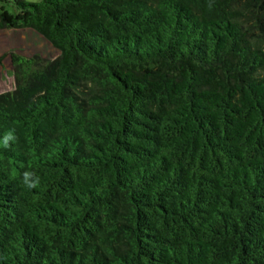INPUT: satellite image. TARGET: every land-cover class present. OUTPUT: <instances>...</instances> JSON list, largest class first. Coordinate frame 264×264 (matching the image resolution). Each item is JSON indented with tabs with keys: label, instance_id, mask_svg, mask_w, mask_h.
Here are the masks:
<instances>
[{
	"label": "trees",
	"instance_id": "obj_1",
	"mask_svg": "<svg viewBox=\"0 0 264 264\" xmlns=\"http://www.w3.org/2000/svg\"><path fill=\"white\" fill-rule=\"evenodd\" d=\"M8 3L0 264H264V0Z\"/></svg>",
	"mask_w": 264,
	"mask_h": 264
},
{
	"label": "crops",
	"instance_id": "obj_2",
	"mask_svg": "<svg viewBox=\"0 0 264 264\" xmlns=\"http://www.w3.org/2000/svg\"><path fill=\"white\" fill-rule=\"evenodd\" d=\"M28 37H33L35 39L41 40L39 35L29 31V29H4V30H0V56L2 54L9 52L10 49L13 50L14 52H17V53H20V54L26 55V56H30L32 54H35L34 50L30 51V52L27 51L30 48V47L26 46V44L28 42ZM15 42H16V44H15ZM8 48H9V50H8ZM55 52L58 55V53H57L58 51L55 50ZM53 58H55V57H53ZM3 62L7 66V70L9 71V74H10L12 66H11V61H10L9 56H5L2 63ZM1 65H0V67H1ZM0 83H1V86H0L1 88H2V85L4 84L3 88L8 89V90H2L0 88V92L12 90V83L10 81V78H8L6 80L4 75L1 74V71H0Z\"/></svg>",
	"mask_w": 264,
	"mask_h": 264
},
{
	"label": "rangeland",
	"instance_id": "obj_3",
	"mask_svg": "<svg viewBox=\"0 0 264 264\" xmlns=\"http://www.w3.org/2000/svg\"><path fill=\"white\" fill-rule=\"evenodd\" d=\"M10 3H8L6 5V8L10 11V12H13L14 9H13V4H12V0H9ZM26 2H37L39 0H25ZM29 31L37 34L36 32H34L33 30L29 29ZM39 35V34H37ZM39 37L41 38V40H38V39H35L33 37H28V42L26 44V46L30 47L27 51L30 52V51H33L36 53V54H40L41 56L43 57H46V58H53V57H56L57 54L55 52L58 51L57 49H55L54 47H52L50 45V43H48L43 37H41L39 35ZM9 44V43H8ZM16 44V42H15ZM9 46V45H8ZM54 49V50H53ZM9 50V48H8ZM10 51H13V50H9ZM38 52V53H37ZM8 53V52H7ZM58 53V52H57ZM20 54V53H19ZM25 54V53H24ZM56 54V55H55ZM0 71H1V74L4 75L5 79L7 80L8 78H10V81L12 83V89L14 87V79H13V73H12V69L10 71V74H9V71L7 70V66L4 64V62L2 63L1 67H0ZM0 86H1V83H0ZM4 87V84L2 85V90H8V89H5L3 88ZM10 91V90H9ZM7 92V91H5Z\"/></svg>",
	"mask_w": 264,
	"mask_h": 264
},
{
	"label": "clouds",
	"instance_id": "obj_4",
	"mask_svg": "<svg viewBox=\"0 0 264 264\" xmlns=\"http://www.w3.org/2000/svg\"><path fill=\"white\" fill-rule=\"evenodd\" d=\"M13 139L14 137L10 132L4 133L2 136H0V146H3L5 148L8 147L9 142L12 141ZM23 182L28 189H32L38 185L39 177L35 176V174L32 172H24Z\"/></svg>",
	"mask_w": 264,
	"mask_h": 264
}]
</instances>
